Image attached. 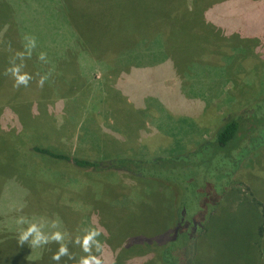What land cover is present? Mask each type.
Masks as SVG:
<instances>
[{"label": "rangeland", "instance_id": "obj_1", "mask_svg": "<svg viewBox=\"0 0 264 264\" xmlns=\"http://www.w3.org/2000/svg\"><path fill=\"white\" fill-rule=\"evenodd\" d=\"M262 100L264 0H0V264H162L174 189L32 148L90 159L191 151ZM166 132L181 143L164 144ZM244 168L209 230L247 208L260 223L264 150ZM217 231L234 260L241 234ZM259 246L264 264V237ZM208 258L225 262L218 250Z\"/></svg>", "mask_w": 264, "mask_h": 264}, {"label": "trees", "instance_id": "obj_2", "mask_svg": "<svg viewBox=\"0 0 264 264\" xmlns=\"http://www.w3.org/2000/svg\"><path fill=\"white\" fill-rule=\"evenodd\" d=\"M179 134L166 132L164 135L169 141L164 144L173 142L174 145V141L181 143L182 137ZM171 137L174 139L171 140ZM32 150L61 165L74 166L82 172L118 174L141 183L159 182L174 189L173 198L176 203L170 237L160 248L162 264H202L199 255L205 260L213 250L225 256V262L217 264H246L244 258L249 264L260 262V258L257 260V248L264 237V212L258 225H255L254 220L260 218L257 215L259 213L253 208L238 210L235 214L226 212L225 219L220 220L214 229L209 230L208 225L216 217L222 201L234 188L236 180L246 170L244 164L264 150V100L238 111L217 127L209 138L198 142L191 151H175L172 146L165 149L166 153L139 155L134 159H90L42 146H35ZM170 151L173 152L170 154ZM45 175L52 177L51 172H45ZM116 188L123 191L120 183ZM111 191L114 192L113 189ZM255 202L263 206L261 202ZM225 227H229L232 236L238 232L242 236V245H236L233 239L236 254L234 260L230 257L231 246L227 239L219 241L217 230ZM205 231L210 236V252L207 255L202 253L203 257L199 245ZM216 237L222 249L212 245L217 242ZM207 260L203 264H216L209 258Z\"/></svg>", "mask_w": 264, "mask_h": 264}]
</instances>
